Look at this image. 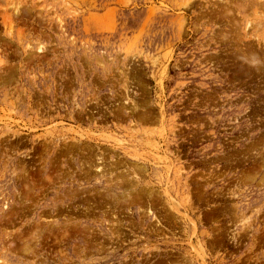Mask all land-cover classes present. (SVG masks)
<instances>
[{"label": "rangeland", "instance_id": "374dc122", "mask_svg": "<svg viewBox=\"0 0 264 264\" xmlns=\"http://www.w3.org/2000/svg\"><path fill=\"white\" fill-rule=\"evenodd\" d=\"M0 264H264V0H0Z\"/></svg>", "mask_w": 264, "mask_h": 264}]
</instances>
